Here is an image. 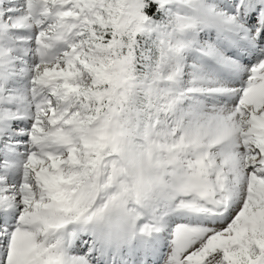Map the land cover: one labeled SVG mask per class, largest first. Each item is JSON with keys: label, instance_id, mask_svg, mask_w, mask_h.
Returning a JSON list of instances; mask_svg holds the SVG:
<instances>
[{"label": "snow or ice", "instance_id": "1", "mask_svg": "<svg viewBox=\"0 0 264 264\" xmlns=\"http://www.w3.org/2000/svg\"><path fill=\"white\" fill-rule=\"evenodd\" d=\"M0 264H264V0H0Z\"/></svg>", "mask_w": 264, "mask_h": 264}]
</instances>
